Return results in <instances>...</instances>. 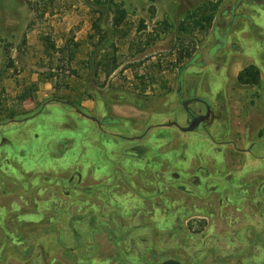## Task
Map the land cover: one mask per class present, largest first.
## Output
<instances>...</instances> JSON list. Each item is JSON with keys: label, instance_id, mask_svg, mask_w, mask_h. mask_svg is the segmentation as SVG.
I'll use <instances>...</instances> for the list:
<instances>
[{"label": "rangeland", "instance_id": "rangeland-1", "mask_svg": "<svg viewBox=\"0 0 264 264\" xmlns=\"http://www.w3.org/2000/svg\"><path fill=\"white\" fill-rule=\"evenodd\" d=\"M30 1L0 0V264H264V0ZM180 72L211 126H167Z\"/></svg>", "mask_w": 264, "mask_h": 264}, {"label": "trees", "instance_id": "trees-1", "mask_svg": "<svg viewBox=\"0 0 264 264\" xmlns=\"http://www.w3.org/2000/svg\"><path fill=\"white\" fill-rule=\"evenodd\" d=\"M29 2V4H32L30 0H27ZM104 4H111L112 7H114V20H113V25L115 27H119L121 26L125 19L127 18V12L125 9H123L117 2L116 0H108L106 3ZM94 27L97 30H101V26L99 24L98 21H95L94 23ZM188 37H190L189 34L183 33V35H181V39L184 41L185 39H188ZM51 46L55 47L54 44H51ZM176 61L174 63H182L183 61L185 62L184 66L182 67V70H185L186 68H188L189 66H193L196 65V60H197V55L193 53V51L191 49H189L188 47H185L184 42L181 43L180 45V49H179V53L178 55H176ZM194 56V57H193ZM188 59V60H187ZM259 80V73L257 72V69L255 66L251 65L246 67L238 76V81L241 84H247V83H256ZM111 124L116 123V122H110ZM162 264H180L179 261L177 260H167L165 262H163Z\"/></svg>", "mask_w": 264, "mask_h": 264}, {"label": "flooded vegetation", "instance_id": "flooded-vegetation-1", "mask_svg": "<svg viewBox=\"0 0 264 264\" xmlns=\"http://www.w3.org/2000/svg\"><path fill=\"white\" fill-rule=\"evenodd\" d=\"M228 29L226 30L225 34L228 33ZM183 79H182V75L181 72L179 74V87L177 90V97H178V101L179 104L182 105L183 109L185 110L186 114H187V120L188 123L186 125H181L179 122L174 121L173 123L167 125V126H174L177 127L179 130H181L182 132H196L200 126H205L206 128L211 126L212 123L214 121H217L218 119V115H217V107H215L213 105V103H211L208 99L198 96L194 93V91H190L187 97H184L183 94ZM195 103H200L202 105V107H204V109H200V111L195 110L194 108H192L191 106ZM206 117V119H204L203 122H201L197 129L195 131H184L183 128L189 127L191 125V122L194 118H198V117ZM108 120L103 119L101 125H106L105 123H107ZM229 179H231V176H228Z\"/></svg>", "mask_w": 264, "mask_h": 264}, {"label": "water", "instance_id": "water-1", "mask_svg": "<svg viewBox=\"0 0 264 264\" xmlns=\"http://www.w3.org/2000/svg\"><path fill=\"white\" fill-rule=\"evenodd\" d=\"M207 116L205 117H198L194 118L191 122V125L189 127L183 128L184 131H195L198 127V125L206 119Z\"/></svg>", "mask_w": 264, "mask_h": 264}]
</instances>
